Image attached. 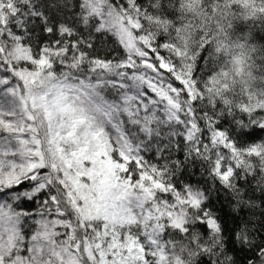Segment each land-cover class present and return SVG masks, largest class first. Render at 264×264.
Returning a JSON list of instances; mask_svg holds the SVG:
<instances>
[{
    "label": "snow or ice",
    "instance_id": "snow-or-ice-1",
    "mask_svg": "<svg viewBox=\"0 0 264 264\" xmlns=\"http://www.w3.org/2000/svg\"><path fill=\"white\" fill-rule=\"evenodd\" d=\"M218 188L264 206V0H0V264H264Z\"/></svg>",
    "mask_w": 264,
    "mask_h": 264
},
{
    "label": "trees",
    "instance_id": "trees-1",
    "mask_svg": "<svg viewBox=\"0 0 264 264\" xmlns=\"http://www.w3.org/2000/svg\"><path fill=\"white\" fill-rule=\"evenodd\" d=\"M186 179L195 183L199 181L201 184L204 183V178L199 174L198 169H191L190 173L185 175ZM209 186L211 181L208 182ZM257 199L255 203L257 207L255 209L244 208L242 211H238L235 207V201L232 199L231 195L225 192L223 189H214L210 193V204L216 211L217 215L220 217L222 224H224L227 229L234 227V222H239V218L251 219L254 223H258L261 217V212L264 211V206L261 205V193L257 191L254 194ZM241 253H237V259L242 258Z\"/></svg>",
    "mask_w": 264,
    "mask_h": 264
}]
</instances>
